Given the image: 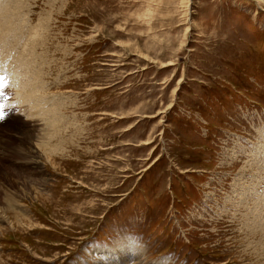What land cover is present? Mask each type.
<instances>
[{"label": "rangeland", "instance_id": "1", "mask_svg": "<svg viewBox=\"0 0 264 264\" xmlns=\"http://www.w3.org/2000/svg\"><path fill=\"white\" fill-rule=\"evenodd\" d=\"M16 3L0 264H264V0ZM36 33L44 103L14 80Z\"/></svg>", "mask_w": 264, "mask_h": 264}, {"label": "bare ground", "instance_id": "2", "mask_svg": "<svg viewBox=\"0 0 264 264\" xmlns=\"http://www.w3.org/2000/svg\"><path fill=\"white\" fill-rule=\"evenodd\" d=\"M16 2H18V0H16L15 2L14 1H12V0H0V53H2L3 51H7V52H9V50H10V43H9V39L11 40V38L9 37V34H7L8 33V31H12L13 29L14 30H16V28H18V27H16L15 25H16V22H14L13 20L15 19V12L11 9V8H13V4H14V8L17 6V3ZM24 4V3H23ZM25 8V7H24ZM16 10H17V8H16ZM15 10V11H16ZM17 12V11H16ZM22 13V12H21ZM19 14V13H18ZM25 14V13H24ZM15 15V16H14ZM22 15V14H21ZM20 15V16H21ZM22 20H23V18H21ZM18 22H20L19 21V18H17L16 19ZM26 21V20H25ZM45 24V23H44ZM18 25V24H17ZM23 26V25H22ZM24 26H25V24H24ZM21 28V27H20ZM34 30H36V29H34ZM26 31V30H25ZM41 31V30H40ZM22 32H23V30H22ZM34 33V32H33ZM22 34V33H21ZM26 34V33H25ZM30 34V33H29ZM28 34V37L30 36ZM20 36V35H19ZM39 36V34L38 33H36V34H34V35H32L30 38H29V41H30V43H27V45H29L28 47H26L25 46V48L26 49H23V50H21V52H19L18 51V55H19V57L16 59L17 60V62H16V65L18 66V63H19V66L20 65H22V64H24V69H21V72H23V73H27L28 75H29V77L27 78V76H26V78H23V77H21L20 76V78H19V76H18V79H14V80H16V89H17V91L20 93V97H18V98H26V99H28V100H30V101H32L31 99H32V97H35V99H37V100H42V98H40L39 96L40 95H38L36 92L37 91H39V90H37L38 88H39V86H38V79L37 78H35V76H34V74L35 73H38L39 71H37V69L33 66V61L34 62H36V59H38L39 58V56H38V54L35 52V50H36V47L39 45V43H41V42H38V40H40L39 38H40V36ZM36 37H38V38H36ZM22 38V37H21ZM20 38V39H21ZM17 39H19V38H17ZM16 39V41H18ZM19 39V40H20ZM23 39V38H22ZM26 40H28L27 39V37H26ZM42 40V39H41ZM14 42V41H13ZM22 42V41H21ZM26 43V42H25ZM23 44V43H22ZM21 44V45H22ZM20 45V46H21ZM16 46V45H15ZM19 48H17V50H18ZM11 52H13L12 50H11ZM15 52V51H14ZM9 54H11V53H9ZM16 54V53H15ZM11 55H13V54H11ZM16 56V55H15ZM8 58V56H7V53L5 52V54H1L0 55V60H3V59H7ZM12 59V58H11ZM12 61V60H11ZM10 63V62H9ZM2 64V63H1ZM15 64V63H14ZM4 65V64H3ZM6 65H8V64H6ZM10 65V64H9ZM38 65V64H37ZM5 66V65H4ZM16 66H14V68H15ZM39 67V66H38ZM2 68V67H1ZM9 68V67H8ZM19 68V67H18ZM23 68V67H22ZM42 68V67H41ZM10 69V68H9ZM2 70H3V68H2ZM1 70V71H2ZM41 74V73H40ZM2 76H3V73H2ZM13 76V75H12ZM5 77V76H4ZM3 79V78H2ZM13 80V81H14ZM11 81V80H10ZM9 80H8V82H10ZM1 82V81H0ZM6 83V82H5ZM2 84V83H1ZM40 84V83H39ZM38 87V88H37ZM7 89V88H6ZM40 89V88H39ZM16 91V92H17ZM10 93V92H9ZM52 95V94H51ZM22 96V97H21ZM14 97V96H13ZM10 99V98H9ZM8 99V100H9ZM54 99V98H53ZM11 100V99H10ZM13 100V99H12ZM22 100H24V99H22ZM40 100V101H41ZM45 100H46V98H45ZM58 100V99H57ZM57 100H55L54 101V103H53V105L49 108V109H47V111H46V109H44V110H42V113H44V114H46L47 116H45V117H43L42 118V120H43V122H44V124H45V126L47 125V127H50V125H52V127L53 126H55L56 127V121H55V117L53 116V114H54V112L56 111V110H58L59 108V106H58V101ZM20 101V103H21V100H19ZM34 101V100H33ZM36 101V100H35ZM40 101H38V102H40ZM43 101V103L45 102L44 100H42ZM24 102V101H23ZM23 102H22V105H23ZM25 102H27V101H25ZM60 102V101H59ZM5 103V102H4ZM28 104H29V102H27ZM31 103H33V102H31ZM41 103V102H40ZM42 103V104H43ZM11 104V103H10ZM34 104V103H33ZM38 104V103H37ZM46 104H48V103H46ZM19 105H21V104H19ZM27 105V104H26ZM35 105H36V103H35ZM39 105V104H38ZM37 105V106H38ZM60 105V104H59ZM27 106H29V105H27ZM10 107H12V105L10 106ZM45 107H47V105L45 106ZM23 108V107H22ZM38 108H41V107H38ZM37 108V109H38ZM18 109V108H17ZM36 109V108H35ZM34 109V110H35ZM20 112V111H19ZM27 113H28V111H26ZM25 112V113H26ZM35 112V111H34ZM39 112H41V110L39 111ZM21 113H23V112H21ZM29 114V113H28ZM27 114V116H29ZM49 115V116H48ZM31 117V116H30ZM57 118H58V120L60 121V119H62L63 120V118H62V115H57ZM32 119V118H31ZM32 120H34V118L32 119ZM26 121V120H25ZM29 121V120H28ZM54 121V122H53ZM39 123V122H38ZM35 125V124H34ZM51 127V128H52ZM52 129H54L53 130V133L51 132V133H48L49 135H47L46 136V141L47 142H51V141H53L54 142V140L56 139V128H52ZM45 130H46V128H45ZM50 130V129H49ZM42 131V130H41ZM38 138H41L40 136L38 137ZM44 141V140H43ZM0 142H1V140H0ZM46 142V144H49V143H47ZM63 142L64 141H60V143L59 144H55V145H46V148H47V150L49 151V153L48 154H50V156L51 155H53L55 152H57V151H61V150H63V147L61 148V146H63ZM43 144V143H42ZM44 145V144H43ZM45 147V146H44ZM33 152V151H32ZM35 153H36V151H34ZM33 152V153H34ZM47 152V151H46ZM63 152V151H62ZM28 153V152H27ZM26 153V154H27ZM32 153V154H33ZM25 154V155H26ZM257 205V204H256ZM262 207H264V206H261L260 208H259V211H260V215H261V217H264L263 215H264V212H262L261 211V209H262ZM263 219V218H262ZM264 221V220H263ZM251 225V224H250ZM257 227V226H256ZM250 228V227H249ZM252 228V227H251ZM250 228V229H251ZM257 229H260V230H262L263 232H264V227H262V226H258L257 227ZM256 229V230H257ZM253 231V230H252ZM255 231V230H254ZM251 234V233H250ZM260 234H261V232H260ZM260 243V242H259ZM263 245V244H262ZM261 246V245H260ZM259 249V248H258ZM257 249V250H258Z\"/></svg>", "mask_w": 264, "mask_h": 264}, {"label": "snow or ice", "instance_id": "3", "mask_svg": "<svg viewBox=\"0 0 264 264\" xmlns=\"http://www.w3.org/2000/svg\"><path fill=\"white\" fill-rule=\"evenodd\" d=\"M3 115H4L3 111H2V110H0V118H2V117H3Z\"/></svg>", "mask_w": 264, "mask_h": 264}]
</instances>
